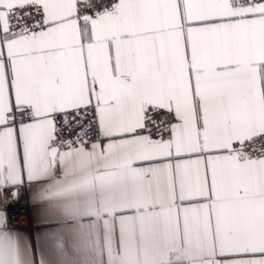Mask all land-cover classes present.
Wrapping results in <instances>:
<instances>
[{
  "label": "snow or ice",
  "instance_id": "6c2138e0",
  "mask_svg": "<svg viewBox=\"0 0 264 264\" xmlns=\"http://www.w3.org/2000/svg\"><path fill=\"white\" fill-rule=\"evenodd\" d=\"M37 262L264 264V0H0V264Z\"/></svg>",
  "mask_w": 264,
  "mask_h": 264
},
{
  "label": "crops",
  "instance_id": "0c3cea01",
  "mask_svg": "<svg viewBox=\"0 0 264 264\" xmlns=\"http://www.w3.org/2000/svg\"><path fill=\"white\" fill-rule=\"evenodd\" d=\"M31 197H32V192L26 188H21L20 193H19V199L17 200L16 203L10 204L6 212L8 214L9 210L16 206V205H26L29 211V214L25 220L24 223L22 224H16L12 223L8 220L7 217V223L10 229L15 230L17 234L22 237L23 239H26L29 246L33 248V255L34 259L36 258V253H35V248L37 244V236L40 234V241L43 243V233L58 227L55 223H50V224H42L41 226L37 227L35 226L39 220L43 219L42 209L39 204H33L31 202ZM38 264V262H37Z\"/></svg>",
  "mask_w": 264,
  "mask_h": 264
},
{
  "label": "built area",
  "instance_id": "2783aa9c",
  "mask_svg": "<svg viewBox=\"0 0 264 264\" xmlns=\"http://www.w3.org/2000/svg\"><path fill=\"white\" fill-rule=\"evenodd\" d=\"M28 214L29 211L26 205H16L9 210L7 217L12 223L22 224L25 222Z\"/></svg>",
  "mask_w": 264,
  "mask_h": 264
}]
</instances>
